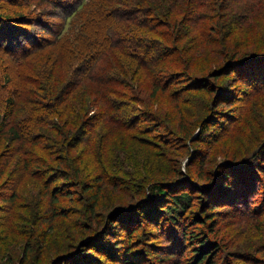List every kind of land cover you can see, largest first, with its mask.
Wrapping results in <instances>:
<instances>
[{"label":"trees","instance_id":"trees-1","mask_svg":"<svg viewBox=\"0 0 264 264\" xmlns=\"http://www.w3.org/2000/svg\"><path fill=\"white\" fill-rule=\"evenodd\" d=\"M76 7L65 17L72 18L67 30L43 40L48 48L46 72L27 79L31 84L27 93L35 98L27 99L25 119L11 120L17 99L9 97L5 103L0 143L6 140L9 152L0 166V249L15 250L23 244L26 251L18 260L22 257L19 263L27 264L32 238L44 244L55 217L83 215L81 224L95 223L92 232L48 264H264V140L246 161L234 156L213 162L214 171L202 168L209 144L228 135L216 125L226 113L219 103L225 104L234 94L241 100L245 87L264 90V42L258 39L252 48L219 52L221 58L218 55L217 66L213 65L218 68L198 74L204 80L198 92L215 94L206 107L209 114L192 138L193 130L185 131L183 120V103L191 99H181L190 98L195 88L178 84L197 73L201 47L223 50L234 44L231 39L239 26L261 20L257 16L264 14V0H86ZM25 23L22 16L1 12L0 47L18 54L27 45V56L43 49L30 32L33 20L27 27ZM231 76L240 79L238 84ZM222 77L228 79L219 85ZM83 87L91 91L82 93ZM165 101L174 104L180 115L181 130H170L169 135L175 133L169 141L168 119L174 114ZM115 134L147 147L160 170L126 164L131 155L128 143ZM183 140H189L192 149L188 166L198 164L196 177L179 164L168 169L169 148L184 144ZM13 155H18L17 163L11 166L8 158ZM27 178L42 183L45 197L40 199L45 202L40 218L49 229L36 237L33 229L27 231V225L17 222L31 221L29 207L21 203V183ZM73 193L87 215L58 206ZM110 193L113 207L100 204ZM117 193L120 198L113 197ZM99 208L108 211L104 222L96 215ZM247 219L249 232L256 237L248 235L247 242H241L245 233L241 224ZM81 224L73 225L72 231ZM158 233L163 242L148 241ZM75 238L71 235L70 240ZM146 246L151 253L144 250Z\"/></svg>","mask_w":264,"mask_h":264},{"label":"rangeland","instance_id":"rangeland-1","mask_svg":"<svg viewBox=\"0 0 264 264\" xmlns=\"http://www.w3.org/2000/svg\"><path fill=\"white\" fill-rule=\"evenodd\" d=\"M85 1L86 0H13V2H9V0H0V13L2 12L11 15L13 14L14 17L22 16V19L24 20V22H26L23 25L24 27H27V22L29 19L33 20L34 24L32 25V27L34 28V31L30 32L35 35V37H33L34 39H40L43 43L41 45V48L43 49L35 53L30 52V56H27V51L30 50L29 48H27V45L21 51H19L18 54L9 53L8 51L0 47V121L2 120V116L6 109V100L9 97H14L18 100V103L11 116V120L17 123L18 121L21 122L23 119H25L24 117L27 116V109L30 107L27 104V99L29 97L35 98L33 94L27 93V85L31 87V84H29V81L27 79L34 76H44L46 72L45 63L48 58V48L45 47L47 43L43 40H46V38H52L53 34H57L62 30V33H64L67 30L68 25H70V20H72V18L68 20L65 17L69 15L70 12H75V9L77 8L76 6L79 2H81L82 5ZM235 11H237V7ZM76 15L77 13H74L71 15V17ZM257 18H261V20L253 21L254 19H252L245 22L244 25L239 26L237 32H235L233 35L234 37L231 39L234 44L225 46V49L221 50L222 48H219V46H215L213 47V50L210 45L201 47L196 54L195 63L197 67L196 69H198L196 71L197 73H193L194 76H184V79H182L181 82L178 83L179 86L185 85L184 88H195V91H193L194 95L191 92L190 98L184 97L181 99L184 102L191 99L190 102L183 103V109L185 110L184 113L186 114L183 120L186 121L185 127H187L185 131L188 129L193 130V132L191 133V138L198 133L200 128H198V126L200 122L204 119L205 116L209 114L210 111L206 107L210 105L215 94L208 91L198 92V89L196 88L204 82V80H200V77H202V75L199 76L198 74H201L202 71L206 73L207 69H209L210 67L217 69L218 67L214 66H217L216 60H218V55L221 58L220 53L226 54V52L232 53L236 50L252 48L257 44L258 39L259 43L264 42V14H259ZM256 34H259L260 37L257 38ZM237 45H239V47ZM5 76H10L11 80L6 81ZM231 77L233 78V80L236 78V76ZM223 79H228V77L220 78L218 81L219 85H224ZM235 80L236 82L234 84H238V82L240 81L239 78H236ZM245 89L246 91H244L243 95H241V100H237V98L240 96L234 94V97L230 101L228 100L225 104L219 103L221 105L220 109H224L226 113L219 116L220 119H217L216 125L217 128H220L222 132H224L223 130H226L224 134L228 133V135H226L225 138L220 137L214 142L211 141L212 143L209 144L210 149L206 146V151L209 153V156H206L205 164L202 166L204 170H206L207 167V169H212V171H214L215 166L213 162H215L216 160L221 161L224 158L244 156L243 160L246 161L247 158L250 157L252 153L256 152L260 147L259 142L264 140V90L262 88L260 89L259 87H245ZM32 90L35 94H39V92L34 88H32ZM90 91L91 89L88 87H83L81 89L82 93H89ZM164 106L172 110V114H174V116L171 115V117L168 119L170 128L169 130L167 129V138L169 141L176 130H181V128L178 126L180 115L177 108L174 107V104H169L167 103V101H165ZM31 107H34V104H32ZM9 121L10 119H7V124H10ZM194 123H196L195 126L193 125ZM170 130H174L175 132H173L172 135H169ZM209 135H211V133ZM115 136L117 137V140H122L125 144L128 143L127 139L129 137L127 135L120 137L119 134H115ZM256 136L260 137L255 139ZM212 137L214 138V135ZM6 142V140H3L0 143V166L4 158H6L7 153L9 152V150L6 149ZM183 142L184 144L175 143L169 148L167 156L170 160L168 162V169L171 166L177 167V164H179L182 171L187 173V170L189 169L190 173L193 174V177H196L198 164H193L192 162L190 164L191 166H188L189 160L192 155L190 142L189 140H183ZM114 145H116V143ZM128 150L131 155L128 157L126 164L131 165L133 163H136L137 165H140L143 168H147L151 172L156 173L160 170L157 158L152 156L150 150L147 147L133 142L131 144L128 143ZM133 155H136V157ZM17 156L18 155H13L8 158V161H11V166L17 163ZM121 158L122 162L123 156ZM161 163H163L164 166H168L166 161H161ZM41 184L42 183L39 180H36L34 178H27L24 182L21 183V189L24 192L23 197L21 198V203L29 207V217L31 221L30 224H26L23 223L24 220H20L18 218L17 222L20 226L27 225V231L33 229L32 231H34V233L32 237H36L34 235L39 234V232H41L42 235V232L44 234L45 230L49 229V225L46 222L44 223L43 221H41L40 218L41 207L45 206L44 201L41 203V200L45 198L41 193ZM108 196H106L104 200L100 202V204L107 202L111 203L110 205L112 206V202H110V200L112 199V193L108 194ZM114 196L120 198L119 196L121 195L117 193V195H113V197ZM78 201V195H75L73 193L72 199H63L58 206H60V209H64L68 212H77V210L79 209L80 213L83 212L87 215V209H83L81 207V205L83 204ZM81 201H85V198ZM130 203L132 204L131 201ZM107 212L108 211L104 210L103 208L96 209V215L102 216L101 220H103V222L105 220L104 216L107 214ZM22 217L23 216H21V218ZM82 217L83 215L73 219H63L64 217H55L52 221L50 232L47 231V235H43L45 240L44 244H40V240H37V243H35L34 239L32 238L33 242H31V245L33 247V250L32 253L28 254L30 257H27L26 254V263L41 264V262H44L48 264V262H50V259L66 252L68 249H72L73 247H70V245L76 244L79 238L89 235L92 232L93 227L96 226L95 223H90L89 220L84 221V223L81 224L80 222H83ZM243 222L241 226H243L245 229L243 227L241 228L245 233L243 238H241L240 236L241 242L245 241L248 235L250 236V239H254L256 235H254L253 232H249V230H251V221L247 219L244 223ZM78 224L82 225L81 228L76 232H73L72 230L75 229L73 228V225L75 227V225L77 226ZM100 225L102 224L100 223ZM37 226H39V228H37ZM89 228L91 229L89 230ZM154 229L155 228L153 227V230H151V232L155 231ZM67 235L68 238H66ZM71 235H74V237L77 238H75L74 240H70ZM163 238L164 237L160 235V233H158L154 234L148 241L156 242L158 240H161L163 242ZM29 239L30 238H27V241ZM38 239H40L39 236ZM12 245L13 244L11 243L10 246ZM22 245L23 244H21L20 247L15 248V250H13V248L10 250L2 246L3 250L0 249V264H10L9 261H12L14 264H20L19 260L24 256L26 251V249L22 248ZM141 249L143 248L141 247ZM144 250L147 253H151V249H149L147 246ZM159 252V257L164 256V252L162 250H160ZM21 254L22 257L18 260V256H20ZM151 260L154 261V257H152ZM108 263L120 264L112 261H109ZM169 263L170 262L166 261L163 264Z\"/></svg>","mask_w":264,"mask_h":264}]
</instances>
